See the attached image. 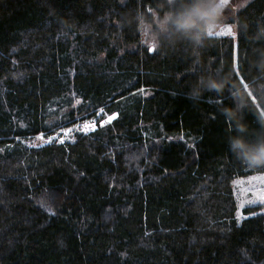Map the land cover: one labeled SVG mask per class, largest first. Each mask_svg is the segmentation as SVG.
I'll use <instances>...</instances> for the list:
<instances>
[{
	"label": "trees",
	"instance_id": "16d2710c",
	"mask_svg": "<svg viewBox=\"0 0 264 264\" xmlns=\"http://www.w3.org/2000/svg\"><path fill=\"white\" fill-rule=\"evenodd\" d=\"M175 7L0 0V264H264V204L237 220L232 189L264 167L229 151L227 90L189 96L199 76L247 90L264 0L234 10L231 35L161 33L150 52L136 18ZM98 111L92 131L29 143ZM257 113L243 112L249 140Z\"/></svg>",
	"mask_w": 264,
	"mask_h": 264
},
{
	"label": "clouds",
	"instance_id": "9594fccd",
	"mask_svg": "<svg viewBox=\"0 0 264 264\" xmlns=\"http://www.w3.org/2000/svg\"><path fill=\"white\" fill-rule=\"evenodd\" d=\"M175 8H164L157 12L155 21L145 18L141 23L137 17L135 25L141 33L147 32L144 37L146 46L159 47L158 42L149 38L159 34L172 33L191 41L196 47H200L208 38L209 30L215 32L224 21V7L220 0H174ZM253 39L256 42L264 41V30L259 29ZM254 70L247 80V90L238 80H230L228 77L217 80L213 77L199 76L192 84L189 96L198 98L205 90L223 93L229 92L232 103L220 108L221 114L233 125L234 134L228 137V148L232 155L243 165L249 168L264 167V132L249 140V125L246 123L243 112L245 109L254 110L259 107L264 109V48L258 50V54L251 62ZM254 98V99H253ZM258 122L264 129V116L257 113Z\"/></svg>",
	"mask_w": 264,
	"mask_h": 264
},
{
	"label": "rangeland",
	"instance_id": "374dc122",
	"mask_svg": "<svg viewBox=\"0 0 264 264\" xmlns=\"http://www.w3.org/2000/svg\"><path fill=\"white\" fill-rule=\"evenodd\" d=\"M248 1L250 0H220L221 4L224 7V21L221 24V26L215 31L209 30L208 36H224V35H231L232 34V29L231 33H228V28L231 27L228 23L230 20L231 14H233L234 10L242 7L245 5ZM154 21L156 19L155 15H153ZM143 23L144 21H140ZM220 33H223V35H220ZM148 33L145 31L141 33V40L140 43L141 45L145 46L146 48H152L155 49L156 47L152 46H146L144 44V37H147ZM150 41L157 42L156 41V36L153 35L149 38ZM102 111H98L94 117L87 119V120H77L76 122L72 123L71 127H62L59 128L60 132L57 133H52L48 135L47 137H43L42 135L36 136L34 139H32L29 143L30 144H46L51 141H60L62 142L68 137V132L71 130H80L83 132H89L92 131V129H95V124L96 119ZM110 117H115V114H112L108 117H105L104 119L99 121V124L102 125L104 123H108L111 120H109ZM85 125H89L88 128H85ZM232 189H233V195L237 204V210H236V219H238V216L240 219L243 217L241 214V210L244 207L247 206H256V205H261L264 204V200H261V197L264 196V173L261 174H256L244 178H239L235 179L232 184ZM256 201L255 203H249V201ZM37 203L45 210L49 211V207L46 206L44 203L41 201H37Z\"/></svg>",
	"mask_w": 264,
	"mask_h": 264
},
{
	"label": "snow or ice",
	"instance_id": "6c2138e0",
	"mask_svg": "<svg viewBox=\"0 0 264 264\" xmlns=\"http://www.w3.org/2000/svg\"><path fill=\"white\" fill-rule=\"evenodd\" d=\"M228 33L230 34L231 33V27H229L228 28ZM220 35H223V33H220ZM154 47V46H153ZM235 51V54H236V56H237V58H238V47L234 50ZM241 81H243L245 84H247L246 82H245V80H244V78L242 77L241 78ZM111 119H113V117H110L109 118V120H111ZM89 127V125H85V128H88ZM261 200H264V196H262L261 197ZM256 201H249V203H255ZM238 219H240V217L238 216Z\"/></svg>",
	"mask_w": 264,
	"mask_h": 264
},
{
	"label": "water",
	"instance_id": "95a60500",
	"mask_svg": "<svg viewBox=\"0 0 264 264\" xmlns=\"http://www.w3.org/2000/svg\"><path fill=\"white\" fill-rule=\"evenodd\" d=\"M152 50H153L152 48H149V51H150V52H152Z\"/></svg>",
	"mask_w": 264,
	"mask_h": 264
},
{
	"label": "built area",
	"instance_id": "2783aa9c",
	"mask_svg": "<svg viewBox=\"0 0 264 264\" xmlns=\"http://www.w3.org/2000/svg\"><path fill=\"white\" fill-rule=\"evenodd\" d=\"M93 130V129H92Z\"/></svg>",
	"mask_w": 264,
	"mask_h": 264
}]
</instances>
